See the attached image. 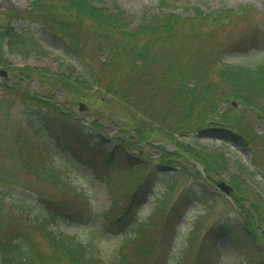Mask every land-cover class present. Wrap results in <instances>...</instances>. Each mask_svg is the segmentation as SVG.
<instances>
[{
    "label": "trees",
    "instance_id": "16d2710c",
    "mask_svg": "<svg viewBox=\"0 0 264 264\" xmlns=\"http://www.w3.org/2000/svg\"><path fill=\"white\" fill-rule=\"evenodd\" d=\"M60 1L65 5V7L59 5L62 10L61 16L58 8L54 6L51 9L54 13L47 15L50 24L48 22L43 24L50 28L53 34L61 35L55 38L62 37L60 43L66 49L68 57L76 59L75 57L81 56L80 52L70 54L72 44L69 46L71 42L69 27L73 24L72 27L82 29L85 23H89L91 34H96L93 37L97 47L100 49L106 47L109 50L107 56L111 57L108 63L102 65L104 68L109 66V69L101 70L97 84L109 91L113 100H119L116 103L118 111L131 104L134 107L132 112L137 113L134 118L127 120L130 125L127 127H134L136 134H133L123 147L120 144L114 145L119 147V156L116 159L109 156L104 158L108 164H115L121 159L127 163L121 166L130 174L128 180L130 187H124L128 188V195L124 196L123 200L125 216L131 215L141 196L149 193L153 176L157 174L156 167H153L151 162L144 163L133 158L134 153L130 148L135 145V141L151 135L174 139L175 134L192 133L191 138H194L195 135L203 133L220 134L224 131L230 141L256 147L251 164L264 172V162L256 158V152L264 149V132L259 134L249 125L254 118L264 120V65L223 59L226 54L246 52L264 41L261 11L251 4H240L237 8L223 6L204 12L199 7H191L186 3L181 11L162 10V7L158 6L156 11L149 14L144 12L137 21H133L117 11L112 13L109 9L92 7L83 0ZM161 5L165 3L161 2ZM37 7L38 11L42 10L39 5ZM184 10L191 11L183 15ZM57 24L62 25V28ZM56 26L55 31L53 28ZM234 27L239 29V34L235 32ZM6 33L8 31L2 32ZM115 58L118 60L113 63ZM120 67L124 68L122 73L118 71ZM79 76L81 79L73 81L69 77H57L56 84L67 90H79L81 89L79 86H85L88 80L85 75ZM47 85L54 87L55 83L52 81ZM29 96L24 94L23 98L28 99ZM231 99L240 100L242 105L238 108L229 103L220 111L221 104ZM43 100L42 97H37L36 102ZM57 102L55 97L51 105L47 104V107L52 106L54 110L53 118L47 115L48 111L44 106L40 109L39 105L37 109L35 107L31 109L33 113L25 114L27 124L32 127L30 131L35 133L34 139L31 135L23 133L24 130L18 131L19 134L15 135L16 140L12 141L15 145L7 143L4 147L6 155L0 154V160H6L7 155L14 156V159L18 156L17 168L32 173L40 184L39 190L47 191L51 186L56 192L53 196L41 193L36 188L30 189L31 184L28 182H25L28 186L23 185L25 190L36 194L42 201L43 205H34L35 216L29 225L45 240L46 248L44 249L43 243L33 236L24 234L16 228H8L9 216H16L8 210L4 211L0 196L1 264H134V261L131 262L133 258L137 260L136 264H151L148 263V257L154 254L157 240L151 235L153 224L151 232L148 230L149 220L138 224L134 229L135 236L121 240L111 255L102 256L94 253L97 246L94 233L97 232L98 240H101L100 232L105 230L106 224L109 223L95 226L91 223L92 220L101 215L104 222H110L114 217L120 216V213L113 209V206L99 213L88 199L85 189L71 185L68 181L69 170L73 169L75 164L74 158L70 161L68 157L61 156L55 163L49 147L68 136L81 135L88 139L87 134L83 132L86 128L88 135L95 138L94 143L104 145L106 140L102 134H96V126L85 127L71 115V111L63 110ZM120 102L124 104L120 105ZM24 134L31 141L29 143L34 151L32 155L27 152L28 157L24 150L26 148ZM98 137H101V140ZM50 139L52 141H49ZM174 143L176 146L172 152L174 155L163 150L160 156L163 162L170 166L168 169L171 171L174 170L172 165L180 161L179 158L186 162L187 158L185 159L183 154L188 155L203 164L207 173L204 181L209 185L208 182L214 180L212 172L218 174L217 170L224 167L217 161L218 155H213L212 152L196 149L185 140H175ZM107 151L111 153L110 150ZM78 156L79 161L84 160ZM169 166L160 168L165 169ZM107 169L104 177L114 175L111 172L112 168ZM183 169L185 173L192 174L185 166ZM248 170L250 174H255L254 169L248 167ZM162 173L163 183L169 178L185 177L184 173L177 171ZM237 180L231 182L233 187L236 183L237 185L244 183V178ZM116 181H112L113 184ZM171 183L166 187L171 188ZM196 185L201 188L187 189L191 197L208 205L205 185L200 182ZM117 187L119 188H116L115 195L119 196L122 187L120 184ZM259 193L256 191L254 196L248 195L247 190L241 195L233 193L238 209L227 218V222L233 220L240 228L238 232L245 234L250 243L257 247V252L252 255L258 256L261 264L264 262V230L257 229V225L261 224L264 229V199ZM33 195L32 199L36 200ZM243 200L249 201V204L241 203ZM115 206L119 207V204L116 203ZM164 208L158 207L159 213H163ZM170 215L171 210L168 208L163 217L169 218ZM17 219L18 223H25ZM53 221L67 223L73 230L69 233L60 232V226ZM160 221L164 223L163 220ZM201 225L202 223L195 224L190 230L186 249L192 248L197 242L203 229ZM83 229L88 234L87 241L84 237H79ZM216 234L231 236L239 243L225 224L218 227ZM184 258V255L181 256L176 260V264H183Z\"/></svg>",
    "mask_w": 264,
    "mask_h": 264
},
{
    "label": "rangeland",
    "instance_id": "374dc122",
    "mask_svg": "<svg viewBox=\"0 0 264 264\" xmlns=\"http://www.w3.org/2000/svg\"><path fill=\"white\" fill-rule=\"evenodd\" d=\"M187 1H189L191 7H199L200 10L204 12H209L223 5L237 8L239 4H251L264 12V0H83V2L92 7L109 9L112 13L117 11L127 19H132L133 21H137L144 12L149 14L156 11L158 6L162 7V10L171 9L181 11L184 9ZM161 2L165 3V5H161ZM37 5H39L40 10L42 9L41 11H38ZM59 5L65 7L60 0H0V33L5 26L8 25L13 27V31L16 32V34H19L12 40H9L6 34L0 39V68L5 69L6 72V75L0 76V82L3 84L12 83L14 87H18L19 89H21V85L24 84L28 92L29 88L26 83H28L30 87L29 98L22 99L20 98L21 95L16 91L3 88V85H0V98L2 99L0 103V154L6 155L4 147L7 143L13 144V146L15 145L12 141H14V139L16 140L15 135L19 134L18 131L28 130L27 135L29 136L32 133V131L29 132L32 127L28 126V120L24 118L26 116L22 113L23 107L26 105L38 107L39 105V108L41 107L40 109H42L44 106L48 111L47 115L53 118L54 110H52V106L51 108L47 107V104L51 105L55 97L61 101L60 105L62 109L71 111V115L76 117V119L84 117L82 118V123L85 124V127L92 124L93 127L96 126L97 132H105V128L107 132L111 134L122 133V135L126 137L125 140H129L132 136L131 134H136L134 127H127L130 126L127 120L129 118H134L137 114L135 111L132 112L134 107L131 104L124 106V108L120 106L121 111L119 110V112L116 107V103L119 102V100H113L110 92H107L104 87L97 84V78L100 77L99 74L101 70L105 69L104 71H106V69H109V66L104 68L102 65L108 63L111 57L107 56L109 50L106 47L102 49L97 47L96 40L93 37L96 34H91L90 24L85 23L82 29L72 27L73 24L69 27L70 36L73 38L72 43L74 42L78 51L79 48L81 51V58L79 56L75 57L77 60L67 56L59 40L54 39L50 34H42L40 32V24L36 21L42 24L46 22L49 23L47 15L54 13L51 10L54 6L58 8L56 9L61 16L62 10L59 8ZM190 11L191 10H184L182 14H189ZM57 25L62 28V25ZM55 28L57 29V26L53 28L56 31ZM234 28L235 32L239 34V29L237 27ZM6 30L9 29L7 28ZM57 35L61 36L60 34ZM224 58L229 61L242 62L244 64L264 65V45H260L258 48L244 53H229L224 56ZM117 60L118 59L115 58L113 63ZM24 70L27 71L25 73L27 76L29 75V77L25 78L23 83L21 81H16L15 76H17L20 71L23 72ZM118 71L122 73L124 68L120 67ZM79 74L88 77L85 86H79L81 89L74 91L62 87L60 88L63 90L57 88V86H59L56 84L57 77H69L73 81L74 79H81ZM33 78L36 79L32 80ZM52 81L55 83V88L45 86L47 83L50 85ZM103 83L104 81H102V84ZM56 89H58V91ZM37 97H42L46 101L36 102ZM123 104L124 103H121L120 105ZM227 104H229V102H227L226 105ZM225 107L226 106L222 107L220 111H223ZM247 113H249V111ZM249 120L251 123V119ZM249 125L255 130L256 127L262 130L264 120L257 118L252 120V123ZM83 132L87 134V140L95 142V138L88 135V128ZM263 132L264 130L259 132V134ZM23 133H25V131H23ZM203 134L204 135H195L196 137L194 138H191L192 136L188 138L187 136H178V138L187 141L193 147H196V149L218 155L216 157L217 161L224 165V167L217 170L219 171L218 174L212 172L214 180L209 181L208 186L205 185L207 193L209 194V204L206 206L196 201H188L187 198L183 197V194L186 193V186L192 187L196 185V179L200 182L205 180L207 173L203 171V164L200 161L189 159L184 162L179 158L182 162H177V164L173 165L174 168H176L175 170H181L185 165L189 167V170L194 174H188L187 177L182 176L181 178H169L165 180L164 183L161 182V187L157 192L147 194L142 198L141 205L138 209L143 221L149 220L150 222L148 230L151 229V225L153 224V232H151V230L150 232L152 237H155L157 240L156 250L154 254L148 257V263L176 264V260L184 255L183 264H259V257L252 255L257 252V247L250 243L245 234L243 235L238 232L240 228L235 225L233 220L227 223L226 227L233 232L239 243L229 239L226 235L224 237L213 235L211 238L210 236L207 237V243L202 245L203 249L199 248V241L204 230L217 221L226 220L227 216L233 215L235 210L238 209L236 201L232 196L233 193L235 195H241L244 190H247L248 195L251 194L254 196L256 195L254 193L258 191L260 192L259 194H261L260 197L264 199V174L259 170H256L255 174H250V170H248L245 163L251 162L250 158L254 156L256 147H253L251 144L239 145L231 142L224 131L220 134ZM27 135L24 134L23 136L25 139L24 144L26 145V148H24L25 155L28 157V154L32 155L34 151L29 143L31 141L28 140ZM98 138L101 140V137ZM175 140L178 139L176 137L172 139L168 137L163 138L162 135H151L146 139L137 140L136 145L138 146H136V148L143 149L142 156L144 157H157L160 153V146H165L167 148L175 147L173 144ZM149 142L154 144L150 145L151 143L148 144ZM104 143L105 146H109L106 145L109 144L107 141H104ZM71 147L80 150L85 156L84 160L79 161V157H77L76 154H70L69 148ZM51 148L55 150L52 154L57 159L61 156H65L68 157V160L72 161V158H74L75 164L73 169L69 170L68 181L71 185L78 186L79 188L83 187L85 191L90 194V200L97 210H106L113 206V209L118 211L119 208L123 206L124 196L127 197V189L130 187V183H128L130 176L129 171H125L122 167H118V165L124 164V161H119L111 165L114 166L112 169H117L113 180L103 175L107 169L103 157L110 156L115 158V153V157L113 154L111 156L106 152V149L101 151L97 150L88 146L83 140L75 138H70L67 142L65 140L58 141L57 144L53 145ZM27 152L28 154H26ZM167 152L174 155L170 150H167ZM169 158L171 159L172 157ZM256 158L264 162V149H260V151L256 152ZM17 159L19 161L18 156L14 159V156L11 157L7 155L6 160H0L1 206L4 211L8 210L9 213L12 212L16 216H9L10 221L8 223V228H16L24 234L33 236L36 240H40L43 243L42 247L45 249V240H43L41 235L29 225L31 224L33 216H35L34 205L41 206L43 205L42 201L37 198L36 194L33 195L30 191L25 190L23 185L28 186L25 184V182H28L31 184L29 186L30 189L36 188L41 193L45 192L53 196L56 195V192L51 186H49L47 191L39 190L40 184L35 180L33 174L17 168L19 164ZM224 178L228 183L239 178H244V183L246 182V184L241 182V185H237L236 183V186L233 188L234 191L229 196L223 191H220L216 185L217 181ZM114 180L118 181L113 184L112 181ZM168 183H171V188L166 187ZM119 184L122 187V192L117 196L115 195V191L116 188H119L117 187ZM124 187L128 188L125 189ZM31 195H33L36 200H33ZM58 195L59 194H57V196ZM230 197L234 204L231 202ZM115 202L119 204V207L115 206ZM241 203L248 205L249 201L243 200ZM158 207L164 208V212L159 213ZM169 207L176 213L171 223L174 232L171 236L167 233L159 235L164 228V224H162L160 220L164 221L165 217L163 216ZM17 218L25 223H18ZM126 220L127 219H123L121 223H119L117 219H113L105 230H101V240H98V233H94L95 239L97 240V246L94 248L95 254L98 253L102 256L111 255L112 250L121 240L132 236L131 234L133 232H128L126 230L128 227L123 228ZM53 223H57L58 227L60 226V232H68L70 229H73L66 223H58L56 221H53ZM91 223L98 226L101 223V219L97 217L92 220ZM200 223H202L204 228L203 231L193 247L186 249L189 230L192 225ZM79 229L82 228L79 227ZM258 229L264 230L261 224L258 225ZM1 230L0 228V231ZM124 233H126L127 236H124ZM79 236L84 237L87 241L88 234L85 229H83L82 234ZM132 261H134V264L137 262L134 258L131 262ZM249 261H252V263ZM261 264H264V262Z\"/></svg>",
    "mask_w": 264,
    "mask_h": 264
},
{
    "label": "water",
    "instance_id": "95a60500",
    "mask_svg": "<svg viewBox=\"0 0 264 264\" xmlns=\"http://www.w3.org/2000/svg\"><path fill=\"white\" fill-rule=\"evenodd\" d=\"M220 186H221L224 190H226V191L229 189L228 186L225 185L224 183H222Z\"/></svg>",
    "mask_w": 264,
    "mask_h": 264
}]
</instances>
